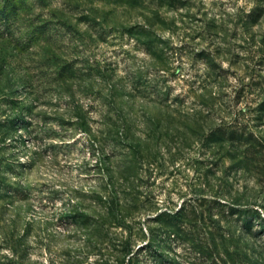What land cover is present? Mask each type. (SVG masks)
<instances>
[{"label":"rangeland","instance_id":"1","mask_svg":"<svg viewBox=\"0 0 264 264\" xmlns=\"http://www.w3.org/2000/svg\"><path fill=\"white\" fill-rule=\"evenodd\" d=\"M5 6L0 187L24 192L0 190V264H121L101 236L85 238L65 218L75 202L94 213L91 193L109 166L145 203L142 226L158 209L204 199L205 222L220 223L225 246L208 258L179 244V263L250 264L253 251L264 263V234L245 236V219L227 212L233 204L264 218V0Z\"/></svg>","mask_w":264,"mask_h":264},{"label":"trees","instance_id":"2","mask_svg":"<svg viewBox=\"0 0 264 264\" xmlns=\"http://www.w3.org/2000/svg\"><path fill=\"white\" fill-rule=\"evenodd\" d=\"M10 16L11 13L7 6L0 9V24L8 23ZM146 90L149 88L146 87ZM119 129L116 133L117 139L113 140L116 146H120V140H122ZM236 133V131L230 133L231 140H235L236 137L233 136ZM218 136L225 137L226 132L219 131ZM134 146L131 143L128 148L132 150ZM101 166L102 162H97L96 167ZM102 172L100 190L91 193L94 213L81 208L79 202H75L69 205L70 209H67L65 218L71 220L75 226L86 229L85 238H94L95 234L101 236L105 242L109 243L110 249L119 254L121 264H148L141 260L142 254L152 258L154 264H181L179 253L175 250L179 244L183 243H190L195 254L206 255L208 258H213V254L221 256L219 248L225 246V236L222 232H226L219 222L217 224L212 221L215 227L205 222L211 219L202 209L204 199H190L189 203L184 201L178 209H158L144 221L142 226L139 215L141 210H145L146 205L141 203L140 194L128 185L129 182L113 166L104 167ZM1 189L9 196L17 194L19 196L24 192L21 187H14L11 184L6 187L1 185ZM214 202L224 207L229 205L227 202L223 203L218 200ZM230 205L232 208L227 211L229 218L237 216L241 223L242 219H245L238 230L252 239L261 238L264 234V218L260 216L258 210L253 213L252 221L249 212L244 213V210H240L241 207ZM254 222L260 225L261 229L253 231ZM134 224L138 227L132 226ZM119 229L124 233L113 232ZM260 247L264 250V243ZM258 252L253 251L251 256L245 254L246 261L249 260L250 264H264ZM228 255L231 256V254ZM233 255H236L237 259L241 258L237 254ZM234 262L239 264L238 260ZM212 264H216L215 260Z\"/></svg>","mask_w":264,"mask_h":264}]
</instances>
